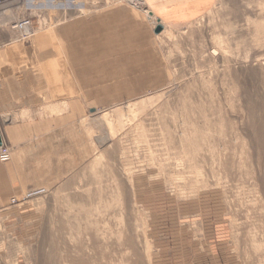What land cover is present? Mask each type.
Returning a JSON list of instances; mask_svg holds the SVG:
<instances>
[{
    "label": "rangeland",
    "instance_id": "rangeland-1",
    "mask_svg": "<svg viewBox=\"0 0 264 264\" xmlns=\"http://www.w3.org/2000/svg\"><path fill=\"white\" fill-rule=\"evenodd\" d=\"M11 1L44 88L3 142L0 264H170L182 233L264 264V0Z\"/></svg>",
    "mask_w": 264,
    "mask_h": 264
},
{
    "label": "crops",
    "instance_id": "crops-1",
    "mask_svg": "<svg viewBox=\"0 0 264 264\" xmlns=\"http://www.w3.org/2000/svg\"><path fill=\"white\" fill-rule=\"evenodd\" d=\"M153 9L155 13H160L156 8ZM22 45L12 39L0 43V137L2 142L7 138L12 144L28 139L29 111L38 108L35 102L38 103V95L44 88V85L38 88L41 80L38 76L34 80L32 71L15 68L21 62L18 52L22 50ZM35 120L36 117L33 118L32 125H37ZM182 234L188 239L182 248L185 256L170 264H235L231 253L228 252L227 242L221 240V233H216V237L206 236L204 233Z\"/></svg>",
    "mask_w": 264,
    "mask_h": 264
},
{
    "label": "built area",
    "instance_id": "built-area-1",
    "mask_svg": "<svg viewBox=\"0 0 264 264\" xmlns=\"http://www.w3.org/2000/svg\"><path fill=\"white\" fill-rule=\"evenodd\" d=\"M9 0H0V9L6 5ZM31 26V22L28 18L17 19L12 23V29L19 31V40H27L29 34H27V28ZM9 156V149L5 147L4 143L0 144V157L6 158Z\"/></svg>",
    "mask_w": 264,
    "mask_h": 264
},
{
    "label": "bare ground",
    "instance_id": "bare-ground-1",
    "mask_svg": "<svg viewBox=\"0 0 264 264\" xmlns=\"http://www.w3.org/2000/svg\"><path fill=\"white\" fill-rule=\"evenodd\" d=\"M14 1H15V0H14ZM10 2H12V1L10 0ZM8 4H9V2H8ZM10 4H11V3H10ZM9 6H10V5H9ZM9 6H8V7H9ZM8 9H9V8H8ZM11 18H12V17H11ZM1 21H3V20H0V22H1ZM26 30H27V34H29V36H28V38H29V37L31 36V32H32L31 26H30L29 28H27ZM28 38H27V39H28Z\"/></svg>",
    "mask_w": 264,
    "mask_h": 264
},
{
    "label": "water",
    "instance_id": "water-1",
    "mask_svg": "<svg viewBox=\"0 0 264 264\" xmlns=\"http://www.w3.org/2000/svg\"><path fill=\"white\" fill-rule=\"evenodd\" d=\"M2 143V141H1V137H0V144Z\"/></svg>",
    "mask_w": 264,
    "mask_h": 264
}]
</instances>
